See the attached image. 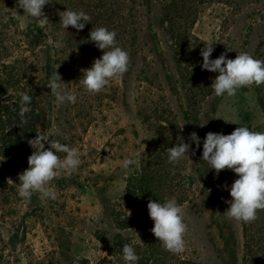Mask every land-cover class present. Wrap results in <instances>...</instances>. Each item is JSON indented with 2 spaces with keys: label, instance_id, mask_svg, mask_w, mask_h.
<instances>
[{
  "label": "rangeland",
  "instance_id": "rangeland-1",
  "mask_svg": "<svg viewBox=\"0 0 264 264\" xmlns=\"http://www.w3.org/2000/svg\"><path fill=\"white\" fill-rule=\"evenodd\" d=\"M184 1L182 13L188 18L176 21L183 23L176 30L187 35L186 45L173 39L162 0H48L46 24L31 18L22 24L17 0H0V61L25 57L31 78L45 85L56 71L76 96L75 103H55L44 86L43 121L34 126L29 143L44 136L49 138L42 141L44 149L56 140L77 148L81 159L75 171H61L50 182L54 200L39 193L24 199L18 196V174L28 168V157L38 145L29 144L27 152L22 148L17 154L0 149V264H125L118 240L139 249L142 261L137 264H177L178 259L243 264L240 221L221 216L231 199L228 180L201 160L202 142L206 133L227 135L239 125L264 132V84L217 97L211 84L218 73L201 69L200 52L212 45L210 59L221 53L234 59L246 52L264 61V0ZM66 9L90 17L83 30L61 26L59 15ZM33 27L44 38L32 48L26 35ZM98 27L115 31L116 45L128 53L129 64L119 79L92 94L84 89L82 70L102 55L88 39ZM165 130H173L177 142L188 143L192 132L201 141L190 146L189 160L179 161L188 180L185 196L176 200L187 226L184 250L178 254L154 237L148 210L140 230L116 224L132 213L125 197L127 181L147 146ZM125 158L138 159L129 174L122 166ZM257 256V264H264L261 253Z\"/></svg>",
  "mask_w": 264,
  "mask_h": 264
},
{
  "label": "clouds",
  "instance_id": "clouds-1",
  "mask_svg": "<svg viewBox=\"0 0 264 264\" xmlns=\"http://www.w3.org/2000/svg\"><path fill=\"white\" fill-rule=\"evenodd\" d=\"M48 3V0H17V7L23 9V15H18L24 18L22 24L28 22L29 18L46 24L48 19L43 8ZM61 13L60 22L64 29L71 26L79 32L90 20L83 11L66 9ZM115 38V31L105 27H98L89 33L88 39L94 42L98 50H102V55L93 61L91 67L82 70V84L89 93L102 91L110 81L119 79L128 70V53L116 45ZM212 52V45L204 46L201 50V69L218 73L211 84L217 97H232L242 87L264 84V61L255 59L246 52L238 53L234 59H227L224 53L218 58L210 59ZM45 86L50 89L55 103H75V94L65 88V83L56 71ZM30 101L28 94H21V114L29 111L27 105ZM189 139L197 146L201 143L195 132L189 134ZM48 140L49 138L39 135L30 140L31 147L35 144L38 148L28 157V168L18 174L17 188L21 198L29 199L33 193H39L54 200L56 192L50 182L61 171H75L81 163L77 148L50 140L49 147L44 149L42 141ZM189 148V143L180 140L178 145L167 149L168 162L176 164L184 158L189 160ZM56 153L65 155L60 158ZM201 160L206 162L208 169L215 170L217 175L221 170L228 169L238 177L227 189L231 197L226 201L227 210L222 215L217 214L244 223L257 219V210L264 209V132L252 131L249 127L239 125L227 135L206 133L202 142ZM137 164V158H125L122 162L125 174L131 173ZM147 210L153 221L151 232L154 237L167 251L181 253L184 250L187 226L175 198H168L163 203L149 200ZM122 259L125 264H137L139 257L131 245L125 244L122 247Z\"/></svg>",
  "mask_w": 264,
  "mask_h": 264
},
{
  "label": "trees",
  "instance_id": "trees-1",
  "mask_svg": "<svg viewBox=\"0 0 264 264\" xmlns=\"http://www.w3.org/2000/svg\"><path fill=\"white\" fill-rule=\"evenodd\" d=\"M161 3L162 12L172 29L173 39L186 45L187 35L185 36L176 30V27L183 26L182 20L186 21L188 18H185L182 13L186 2L184 0H162ZM262 7L264 10V5ZM180 20L181 22H176ZM131 21V31L134 34L135 23L133 18ZM34 28L29 29L26 35L28 45L32 48L41 45L44 38L43 35H40V30ZM135 43L136 40L133 38L132 44ZM43 70H47V67ZM186 73V71L183 72V74ZM31 74L32 68L26 62L25 57L19 60L14 59L11 62L0 61V149L2 148L4 152L10 150L17 154L21 152L22 148L27 152L29 138L35 134L34 126L43 121L40 111H45L43 105L45 83L33 80ZM23 93L28 94L31 101L27 105L29 111L21 114L20 97ZM169 128L172 129L173 127L170 126ZM163 132V137L155 139L147 146L144 157L139 161L136 173H133L127 181L125 197L132 208V213L130 216L116 219L117 227L122 230L130 227H135L137 230L142 228L140 221H142V217L146 218L144 215L149 200L163 203L168 198L181 201L185 196L188 176L185 175L180 162L171 164L167 159V149L178 145L179 141L173 139L171 135L173 130ZM188 143L193 147L195 145L191 141ZM221 172L228 180L229 187L238 178L231 170L224 169ZM240 225L245 257L243 264H257L259 259L257 255L261 253L264 257V209L257 210V219L250 223L240 221ZM123 245H125L123 240L116 242V247L120 250H122ZM133 248L139 256V249ZM141 261L138 262L141 263ZM177 264L187 263L178 259Z\"/></svg>",
  "mask_w": 264,
  "mask_h": 264
}]
</instances>
